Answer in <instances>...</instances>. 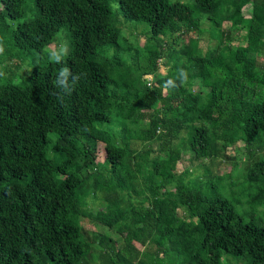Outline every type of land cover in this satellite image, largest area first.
<instances>
[{"label":"trees","instance_id":"16d2710c","mask_svg":"<svg viewBox=\"0 0 264 264\" xmlns=\"http://www.w3.org/2000/svg\"><path fill=\"white\" fill-rule=\"evenodd\" d=\"M26 1L0 0V48L30 67L19 83L0 76V264H264L254 209L264 206V0ZM121 20L141 23L147 43L129 40ZM203 22L221 42L204 53L189 35ZM60 30L58 64L45 48ZM183 33L188 42L172 47ZM61 67L83 74L62 102L52 94ZM231 140L252 158L238 191L180 158L196 148L213 158ZM177 206L200 238L175 226ZM80 217L106 233L90 237Z\"/></svg>","mask_w":264,"mask_h":264},{"label":"rangeland","instance_id":"374dc122","mask_svg":"<svg viewBox=\"0 0 264 264\" xmlns=\"http://www.w3.org/2000/svg\"><path fill=\"white\" fill-rule=\"evenodd\" d=\"M178 1L180 2V4L184 5L189 0H178ZM25 5L27 6V8L32 9L33 2L31 0H27ZM250 8H251L250 6L249 7L244 6L243 14L244 15L249 14ZM29 18H33V15L30 14ZM223 25L224 28L227 29L231 27L230 21L227 20L223 22ZM120 26L123 28L122 31L123 34L126 33L124 32V28L126 26H130L133 29L135 37L129 36L128 39L134 42L135 44L144 45L145 43H147L148 34L143 33V26L141 23L135 21H129V20H127L126 22L121 20ZM241 26H243V24H241ZM201 27L204 29L201 35L197 36L196 33L194 32L189 34L192 38L195 37L197 38V49L200 52L204 53L208 48H213L216 47L217 45L220 46L221 42L218 39L211 38L209 36L208 24L206 22H203L201 24ZM117 29L119 30V27H117L116 30ZM243 30L244 28L241 27L240 33H242ZM63 33H64L63 30H60L56 35L57 40L51 43L49 46H47L45 50L53 53V52H58L61 49V47H64L63 44L65 45V42L61 41L63 39L62 37H64ZM176 37H177L176 40L174 41L170 40L172 43L171 46L174 48H179L185 45L188 42V38H189V36L186 33L180 34L179 36ZM162 38H163V43L167 44V41L169 39L168 36H163ZM233 43L236 44L238 42L237 40H234ZM239 43L244 44L243 41H240ZM1 48L3 49V52L0 53V72L4 73L2 77L11 79L12 82L14 83H19L20 80L22 78H25V76L29 73L30 67L27 64L28 63V61H26L27 59H25L26 62H24L21 59L17 58L14 55L15 51L10 50L7 46L2 45ZM164 48H165L164 50L166 51L167 46L164 45ZM160 61H161L160 69L162 70V72H165L166 71L165 63L171 65V62L168 61L166 58H162ZM192 88L195 91L203 90V88L200 85H195ZM159 104L160 103L157 100L156 102H154V107H158ZM145 145L147 144L143 145L140 142H136L133 146H135L136 148H142V147L144 148L147 147ZM228 145L232 146L229 147L227 151L224 153L229 156L228 158L224 156L223 152H220L218 155L214 156L213 158H205L201 148H196L195 151L193 152L189 151L188 149L182 150L180 152V156H181L180 158L186 160L185 165L190 166L191 169L194 170V174H201L203 172V168L207 167L211 169L212 172H218L224 177H229L231 181L234 180L236 182L233 188L236 189V191H238V189L240 188V182L243 181L242 174L246 172L248 162L252 161V158L248 156V154L244 150L245 148L242 147L240 142L234 143L231 140L230 142H228ZM150 146L153 149V152L150 154V157H153L157 151L160 152L158 142H153L150 144ZM103 149H104V144L100 143L98 145V155L96 158L98 161L101 160V157L103 155ZM262 152L263 150H258V152L256 151V154L254 155L255 158L257 159L260 156H262L261 155ZM80 190L83 193L86 192L87 185L84 184L83 186H81ZM242 202H243L242 208L248 209L249 207L245 202L244 196L242 197ZM170 205H174V204L170 203ZM254 209L256 213L264 212L263 205H256ZM175 211L178 217L176 218L175 215L176 218L174 220L175 226L179 227L183 232H188L190 235L200 238L202 236V230L199 227V224L193 219L189 220L187 217L185 218L184 212L180 206H177ZM80 221L82 227L84 228L86 233L90 235V237H93L94 235L99 233H106V229L97 222H94L84 217H80ZM225 261L228 264H244L242 260L235 261L229 257H226Z\"/></svg>","mask_w":264,"mask_h":264},{"label":"clouds","instance_id":"9594fccd","mask_svg":"<svg viewBox=\"0 0 264 264\" xmlns=\"http://www.w3.org/2000/svg\"><path fill=\"white\" fill-rule=\"evenodd\" d=\"M3 52V49L0 48V53ZM68 49L65 47H61V49L58 52H53L50 54V59L53 60L55 63H62L63 57L67 54ZM178 79L180 80L181 84L186 83L187 81V72L183 69L178 70ZM4 73L0 72V76H3ZM83 74L82 73H73L68 67H61L59 72L57 73L55 80H54V86L57 89H60L61 91L59 93L53 92L52 94L56 96L58 100L61 102L63 101L64 94H71L74 87L78 84V82L81 80ZM71 77V83L69 82V78ZM168 85H171L173 87H176L174 81L169 80L166 81Z\"/></svg>","mask_w":264,"mask_h":264}]
</instances>
